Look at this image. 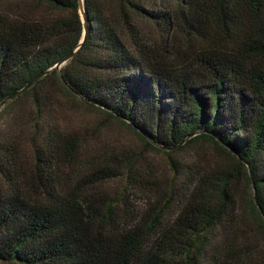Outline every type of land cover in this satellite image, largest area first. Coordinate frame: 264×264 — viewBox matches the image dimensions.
<instances>
[{"label": "trees", "instance_id": "16d2710c", "mask_svg": "<svg viewBox=\"0 0 264 264\" xmlns=\"http://www.w3.org/2000/svg\"><path fill=\"white\" fill-rule=\"evenodd\" d=\"M8 1L66 15L0 19V113L31 95L40 116L39 92L52 81L147 147L170 156L207 143L232 164L196 180L176 206L172 189L142 211L131 185L109 199L86 194L79 172L65 174L78 144L57 126L29 168L19 141L4 140L0 264H264L248 240L264 237V0H83L86 38L59 70L83 37L79 0ZM100 159L91 176L116 178ZM239 180L250 191L246 214L230 189Z\"/></svg>", "mask_w": 264, "mask_h": 264}, {"label": "rangeland", "instance_id": "374dc122", "mask_svg": "<svg viewBox=\"0 0 264 264\" xmlns=\"http://www.w3.org/2000/svg\"><path fill=\"white\" fill-rule=\"evenodd\" d=\"M63 15L66 13L36 2L0 0V19L46 22ZM142 28L154 42L161 43L162 38L155 27L144 23ZM39 95L42 98L40 116L31 95L16 110L0 113V142L19 141L29 168L48 127L57 126L66 131L76 139L78 155L75 162L62 164V170L65 174L79 172V177H86L83 184L86 194L105 195L110 199L123 192L126 185H131L134 204L139 210L146 211L151 200L155 204L163 203L174 189L172 201L176 206L181 200V192L191 189L196 180L218 178L231 167V158L207 143L192 144L170 156L147 147L132 132L113 121L108 122L101 111L87 107L56 82H49ZM37 121L40 130L35 129ZM96 157H100L99 163L108 165L117 177L95 180L91 175L97 164L89 162ZM230 189H236L237 198L245 214L248 213L250 191L245 182L235 181ZM250 227L254 231L253 225ZM248 240L264 252V237L251 233Z\"/></svg>", "mask_w": 264, "mask_h": 264}, {"label": "water", "instance_id": "95a60500", "mask_svg": "<svg viewBox=\"0 0 264 264\" xmlns=\"http://www.w3.org/2000/svg\"><path fill=\"white\" fill-rule=\"evenodd\" d=\"M79 7H80V15H81V17L83 19V24H84V26H83V37H82V40H81L80 44L78 45V47L54 67V68H56L58 70L75 54L76 51H78V49L81 47V45L83 44V42H84V40L86 38V35H87V21H86L85 14H84L83 0H79ZM33 82L34 81L29 83L26 86V89L29 88Z\"/></svg>", "mask_w": 264, "mask_h": 264}]
</instances>
